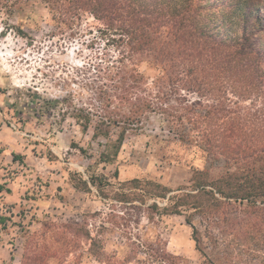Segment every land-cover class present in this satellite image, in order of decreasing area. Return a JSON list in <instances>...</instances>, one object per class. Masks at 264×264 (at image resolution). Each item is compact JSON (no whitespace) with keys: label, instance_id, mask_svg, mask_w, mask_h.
<instances>
[{"label":"trees","instance_id":"obj_1","mask_svg":"<svg viewBox=\"0 0 264 264\" xmlns=\"http://www.w3.org/2000/svg\"><path fill=\"white\" fill-rule=\"evenodd\" d=\"M29 1L0 0V13L9 19ZM43 1L51 35L74 31L90 13L100 26L89 45L103 42L73 68L74 85L63 97L27 89L39 116L56 113L58 124L70 118L92 130V139L105 141L102 162L156 121L147 147L159 146L170 162L180 158L178 147L204 163L192 165L189 183L176 189L155 179L121 180L118 171L113 179L73 174L76 188L95 190L109 204L106 213L87 214L98 223L67 225L75 234L85 226L89 254L100 264H182L161 236L148 234V224L179 214L202 264H264V9L256 0ZM233 25L240 36L225 32ZM10 26L27 34L21 24ZM216 166L224 171L214 176ZM115 231L124 244L108 253L106 234Z\"/></svg>","mask_w":264,"mask_h":264},{"label":"rangeland","instance_id":"obj_2","mask_svg":"<svg viewBox=\"0 0 264 264\" xmlns=\"http://www.w3.org/2000/svg\"><path fill=\"white\" fill-rule=\"evenodd\" d=\"M259 1L264 9V0ZM50 17L43 0H30L9 19L0 13V264H100L88 252L85 226L75 234L67 225L82 224L87 218L98 223V218L87 214L106 213L109 204L95 190L76 188L75 173L113 179L118 171L121 180L155 179L176 189L189 183L192 165L204 166L181 148L175 147L180 158L172 157L170 162L161 158L163 152L157 153L159 146L147 147L149 130L157 127L156 121L146 132L130 135L116 159L102 162L99 142L105 141L92 139V130L83 132L70 118L58 124L56 113L40 117L36 104L27 98V89L47 98L63 97L74 85L73 68L88 61L103 42L98 39L93 47L89 45L96 39L95 27L100 26L90 13L83 15L74 31L56 35L50 33ZM7 22L21 24L27 34L7 27ZM225 32L238 37L241 28L233 25ZM223 171L216 166L212 174ZM146 222L143 219L142 224ZM148 226V234L161 236L168 251L182 257V264H202L204 258L195 248L184 215H163ZM105 240L108 253L120 251L124 244L118 231L107 232Z\"/></svg>","mask_w":264,"mask_h":264}]
</instances>
